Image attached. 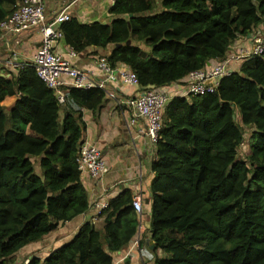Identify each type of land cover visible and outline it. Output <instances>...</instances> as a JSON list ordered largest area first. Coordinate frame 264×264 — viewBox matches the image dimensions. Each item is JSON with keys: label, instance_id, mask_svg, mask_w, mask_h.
I'll return each instance as SVG.
<instances>
[{"label": "trees", "instance_id": "16d2710c", "mask_svg": "<svg viewBox=\"0 0 264 264\" xmlns=\"http://www.w3.org/2000/svg\"><path fill=\"white\" fill-rule=\"evenodd\" d=\"M20 1L0 0V24ZM108 14V23H62L64 41L78 55L112 48L110 66L129 67L145 89L212 68L239 38L264 31V0H115ZM27 64L0 77V264L90 209L78 161L83 110L106 103L99 89L68 87L62 106ZM9 97H18L10 109L2 105ZM156 147L154 264H264V54L225 76L215 93L170 100ZM134 197L124 190L101 212V228L88 222L25 264H114L138 232Z\"/></svg>", "mask_w": 264, "mask_h": 264}, {"label": "crops", "instance_id": "0c3cea01", "mask_svg": "<svg viewBox=\"0 0 264 264\" xmlns=\"http://www.w3.org/2000/svg\"><path fill=\"white\" fill-rule=\"evenodd\" d=\"M115 0H46V13L48 22H52L66 6H70L68 13L72 18H76L83 24H93L95 22H110L108 14L109 8ZM264 33V31H262ZM260 32L258 30L253 35L239 38L229 49V54L224 61L231 55L237 53L239 49H251L253 41ZM262 33V34H263ZM40 28L29 29L20 34H5L0 38V77L10 78L17 74L22 65L30 63L40 51L41 45ZM246 46V48H244ZM147 50L146 46H141ZM69 48L65 41H60L56 46V51L62 54L67 61H72L76 67L87 69H97L99 58L106 57L111 52L110 49L89 48L86 52L79 54L78 59H70ZM223 61V62H224ZM247 61L241 60L236 63L229 61L227 68L230 72L239 71L241 66ZM212 62V66H213ZM123 66H119L121 68ZM100 76H104L99 72ZM187 79L161 88V91L172 98L183 96L186 91ZM114 92L118 99L125 103L128 98L137 96L141 93L137 87H130L122 83H115ZM65 91V89L63 90ZM18 101V97H9L2 103L5 107H12ZM122 110L116 103L106 98L104 107L91 112L83 110V118L87 123L86 141L91 145L97 146L104 154L109 172L100 178L83 175V184L88 191L90 209L83 215L78 216L71 222L61 225L55 232L47 235L42 241L30 244L18 252V264L27 263L32 257L45 258L56 249L72 241L78 230L86 223L90 222L97 227L103 226L104 218L99 213V206L109 203L124 190H130L134 196H141L144 205V227L142 231L141 252L146 256L148 264H154L151 234L149 228L151 224V191L150 184L153 180L152 163L156 159L157 147L142 132L144 122L138 119L132 125V134L136 138V149L131 144L130 136L126 128ZM128 119L132 118V113L128 111ZM29 134V130L27 129ZM137 150V151H136ZM101 226V227H102ZM100 227V228H101ZM144 233V234H143ZM135 240L116 255V262L123 259L140 263L139 252L135 246ZM133 249V250H132ZM160 254V252H159ZM124 262V261H123ZM123 262L121 264H123Z\"/></svg>", "mask_w": 264, "mask_h": 264}, {"label": "built area", "instance_id": "2783aa9c", "mask_svg": "<svg viewBox=\"0 0 264 264\" xmlns=\"http://www.w3.org/2000/svg\"><path fill=\"white\" fill-rule=\"evenodd\" d=\"M69 8L70 6H66L52 22H48L46 0H21L13 14L1 22L2 36L4 37L5 34H20L29 29L40 28L42 35L40 51L27 66L33 67L38 77L57 93L59 104L63 106L66 102L64 88L99 89L105 94L106 98L114 101L116 106L122 110L131 144L135 149L137 141L132 134V125L138 119L144 122L142 132L152 144L156 145L163 126L164 110L169 101L173 99L172 96L163 93L161 89L142 88L138 76L129 67L112 68L106 57L99 58L97 69L79 68L74 66L71 60H65L64 56L56 51V46L64 40L63 32L59 28L60 25L72 18L68 13ZM254 40L255 45L251 51L239 49L227 61L219 62L207 70L191 72L183 96L215 93L221 80L231 73L227 68L229 61L238 63L241 60H248L254 56L264 54V40L262 37L257 35ZM68 55L73 61L78 59V54L73 49H70ZM25 65H22V67ZM99 72H102L104 76H100ZM118 82L130 87H137L141 90V93L128 98L125 103H122L113 89L115 83ZM128 111L132 113L131 119L127 117ZM78 161L83 175L87 173L89 176L100 178L109 172L103 152L97 146L88 142L82 144ZM143 204L141 196L134 197L132 206L139 218L135 240L138 251L142 250L140 244L142 231L145 229ZM108 205L109 203H102L98 208L99 213L105 210ZM139 260H141V264H148L141 251L139 252ZM114 264H119V262Z\"/></svg>", "mask_w": 264, "mask_h": 264}, {"label": "rangeland", "instance_id": "374dc122", "mask_svg": "<svg viewBox=\"0 0 264 264\" xmlns=\"http://www.w3.org/2000/svg\"><path fill=\"white\" fill-rule=\"evenodd\" d=\"M261 33H263V32H260V33H259V36H261L262 39L264 40V34H261ZM254 45H255V40L253 41L252 48L254 47ZM244 48H246V46H244ZM252 48H251V49H248V50L251 51ZM242 49H243V48H242ZM249 133H250V131L246 130V134H245V139H246V140H245V143L241 146V148H240V150H239V156H240V158H242V159H246L247 156L249 155V143H248ZM98 226L101 227L102 225L99 224ZM96 227H97V226H96ZM100 227H97V228H100ZM143 257H144V259L146 260V256L143 255ZM16 262H17V257H15V256H13L12 258H10V259L7 260V264H18V263H16ZM139 262H140V264H141V260H139ZM123 264H124V262H123Z\"/></svg>", "mask_w": 264, "mask_h": 264}, {"label": "water", "instance_id": "95a60500", "mask_svg": "<svg viewBox=\"0 0 264 264\" xmlns=\"http://www.w3.org/2000/svg\"><path fill=\"white\" fill-rule=\"evenodd\" d=\"M14 105H15V104H14ZM14 105H13V106H14ZM13 106H12V107H13ZM12 107H10V108H12ZM150 244H151V246H152V249H154V248H153V246H154L153 242H150ZM166 258H168V257L166 256Z\"/></svg>", "mask_w": 264, "mask_h": 264}]
</instances>
